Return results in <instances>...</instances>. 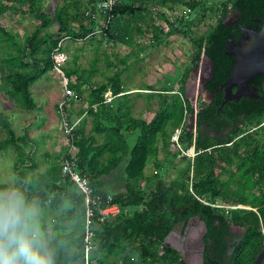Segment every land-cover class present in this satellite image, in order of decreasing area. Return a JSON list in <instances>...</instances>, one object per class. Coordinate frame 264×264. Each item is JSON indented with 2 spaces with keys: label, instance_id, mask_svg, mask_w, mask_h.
I'll list each match as a JSON object with an SVG mask.
<instances>
[{
  "label": "trees",
  "instance_id": "obj_1",
  "mask_svg": "<svg viewBox=\"0 0 264 264\" xmlns=\"http://www.w3.org/2000/svg\"><path fill=\"white\" fill-rule=\"evenodd\" d=\"M37 1L0 0V44L6 42L8 47L1 59L5 78L10 86L9 94L25 110L36 107L30 86L52 69L51 54L58 41L64 35L72 39L86 38L93 31V21L85 16L84 10L70 14L68 5H63L56 9L58 33L55 36L41 33L49 19ZM167 1L217 15L207 33L190 38L194 49L193 67L201 53L213 63L211 77L203 87L213 97L208 102L198 100L196 109L191 106L185 96L188 69L181 75L179 93L147 92L161 98V108L147 120L130 113L129 93H124L118 73L109 78V85H91L86 99L87 113L92 116L90 132L85 133L79 125L72 131L73 143L78 149V169L89 175L98 191L111 193L120 206L116 217L95 230L91 258L101 264H181L178 252L164 239L177 223L199 216L206 225L203 239L207 264H224L223 257L228 259L225 247L231 224L242 227L244 233L228 260L231 264H252L264 247V79L258 82L256 97L243 96L223 105L221 102L223 82L230 75L235 58L227 46L230 40L240 38L242 25L260 28L264 0H217L213 1L218 5L216 9L212 4L203 8L209 0ZM24 5L28 6L29 13L38 14L41 23L19 45L1 20L12 13L24 12ZM134 10L124 1L114 9L113 20L105 30L108 40L131 43L132 30L125 16L135 14ZM229 14L235 17L227 22ZM69 15L79 20L78 28L69 23ZM176 21L178 26L169 23L171 30L188 36L186 28L193 20L176 17ZM63 70L68 79L74 77L68 86L82 91L86 83L83 72L64 67ZM106 91L112 95L109 101ZM187 112L194 117V129L192 124L183 125L179 140L183 148L193 147L195 155L192 158L181 155L187 164L173 180L164 178V171L157 163L156 172L146 176L144 168L148 158L156 155L158 135H165L164 141L168 144L170 134L166 126L170 124L173 131L184 123ZM0 128L7 137L2 146L28 139L26 133L16 136L8 117L2 113ZM26 164L25 152L18 148L13 190L26 198H34L37 205L54 213L53 219L39 226L52 253L53 264H82L84 204L81 193L62 175L61 163L51 164L38 179L31 177L30 180H27ZM108 175L122 183L121 191L112 189V182L105 178ZM141 180L152 184H142ZM0 188L6 185L1 184ZM219 200L223 205L249 207L223 209L211 205ZM109 253L114 255L111 262L106 261Z\"/></svg>",
  "mask_w": 264,
  "mask_h": 264
},
{
  "label": "rangeland",
  "instance_id": "obj_2",
  "mask_svg": "<svg viewBox=\"0 0 264 264\" xmlns=\"http://www.w3.org/2000/svg\"><path fill=\"white\" fill-rule=\"evenodd\" d=\"M213 1L217 0H209L207 6L204 5L203 8L207 9L209 8L208 5L212 4L213 8L216 9L218 5L213 4ZM38 2L49 19L47 26L42 29L41 33L47 32L55 36L58 33L57 27L59 25L56 9L60 7L62 0H38ZM23 9L24 12L12 13L1 20V23L14 34L19 45L22 44L25 35H30L41 23L38 14L29 13L27 5H24ZM156 14L158 16L156 22L159 21L158 23L152 22L146 28H133L130 44L116 41L114 43H103L98 36L76 40L71 38L64 41L60 48V54L65 57L62 61V67L83 72L86 78L82 91L74 90L76 96L72 101H78L77 106L80 107L76 110L77 114H82L84 109L88 108V104L85 107L82 105L86 104L85 101L91 90V85L103 83L109 85V78L114 77L116 73L119 74L121 85L125 90L124 93H129L127 96L131 105L130 113L136 117L141 116L147 120L153 117L161 108V98L160 96L148 95L147 92H165L166 95L179 93L181 75L188 69L185 94L191 106L196 109L198 100H208L209 95L205 91L198 94L199 72L204 73L206 61L203 53H201L197 65L193 67L194 49L190 38L207 33L216 22V13L209 10H191L183 3L167 1L166 9ZM176 17L193 20V23L186 28L188 36L174 32L169 27L171 22L173 25L175 24L174 26H178ZM233 17V14H229L226 21L231 20ZM68 20L70 23V19ZM164 26H167V28H162ZM7 48L6 42L0 44V113L8 117L16 135L23 133L30 135L33 138L34 145L30 147L27 142L16 140L2 146L1 142L7 137L5 131L0 128V185H6V188H0V192L14 191L13 186L16 183L17 172L15 162L19 147L33 159V163L28 164V167H26L27 180H30L31 177L38 179V176L45 172L51 164L61 163L64 155L68 153L69 143L71 142L61 127L62 111L58 107L60 103H63V112L67 115V118L69 115L67 108L69 100L64 95L57 98L60 94L59 90L63 91L62 89H64L61 76L53 69L44 74L30 86L36 107L32 110L19 107L9 94L10 86L6 81V70L1 60ZM73 80L74 77L69 78V82ZM108 92L111 93L110 91L105 92L107 93V95L105 94L107 99L110 96ZM84 117L86 118L83 123L84 125L88 124V131L83 124H80V127L83 128L85 133H88L91 129L92 116L88 113ZM183 122V125L192 124V129H194V117L189 112L186 113ZM166 127L170 134L168 144L164 141L166 136L160 133L156 142V155L148 158L144 174L146 176L154 174L158 164L159 168L164 171V178L173 180L181 175L186 167L187 160L182 159L180 153H174L177 147L171 139L178 127L173 131L170 124ZM105 178L112 182L114 186L112 189L119 191L123 189L122 183L117 179L111 178L109 175ZM144 182L152 184V182L145 180H141L140 183L144 184ZM25 199L37 211L38 227L41 222L54 218V213L43 206L37 205L34 198L25 197ZM217 203L222 202L219 200ZM113 259L114 255L109 253L106 261L111 262ZM94 262L95 264H101L97 260Z\"/></svg>",
  "mask_w": 264,
  "mask_h": 264
},
{
  "label": "built area",
  "instance_id": "obj_3",
  "mask_svg": "<svg viewBox=\"0 0 264 264\" xmlns=\"http://www.w3.org/2000/svg\"><path fill=\"white\" fill-rule=\"evenodd\" d=\"M123 0H93L92 4H89L85 10L84 14L86 17H89L90 20L93 21V31L88 34L87 37H95L98 36L103 43H111L113 40H108L105 37V30L111 24L113 20V12L114 9L122 3ZM189 11V9H188ZM162 28H167L164 26ZM91 35V36H89ZM72 37L69 35H64L59 41L52 52L53 58V67L52 69L61 76V83L64 86V96L65 98H75L76 94L73 88L68 86V77L65 75L62 61L64 60V55L60 54V48L63 45L64 41L70 40ZM264 88V83H263ZM109 93V92H108ZM110 96L106 100L109 101L112 98L111 93ZM107 95V93H106ZM105 95V96H106ZM59 109L62 111V119H61V127L66 135H68L70 147L68 148L67 156H65L61 162V173L63 176L68 177V179L77 187L79 192L83 198L84 204V223H83V245H82V264H94L91 253L93 250V237L95 234V230L97 227L104 223L107 220H111L116 217L120 213V206L117 202L114 201V197L111 193H103L98 191L91 184V180L89 175L82 173L78 169L77 164V147L73 143L72 131L77 126L80 121V118H77L74 121H70L67 118V115L63 112V103L59 104ZM183 123L176 129L174 134L172 135V142L176 145L177 149L175 151H179L180 155L185 154L189 157H193L195 155V151L193 147L183 148L179 135L182 131ZM204 203H207L203 201ZM212 206L218 208H227V209H235V208H243L247 207L241 204H230L223 205L217 202L211 203ZM248 208V207H247Z\"/></svg>",
  "mask_w": 264,
  "mask_h": 264
},
{
  "label": "clouds",
  "instance_id": "obj_4",
  "mask_svg": "<svg viewBox=\"0 0 264 264\" xmlns=\"http://www.w3.org/2000/svg\"><path fill=\"white\" fill-rule=\"evenodd\" d=\"M0 264H53L37 211L19 191L0 192Z\"/></svg>",
  "mask_w": 264,
  "mask_h": 264
},
{
  "label": "water",
  "instance_id": "obj_5",
  "mask_svg": "<svg viewBox=\"0 0 264 264\" xmlns=\"http://www.w3.org/2000/svg\"><path fill=\"white\" fill-rule=\"evenodd\" d=\"M262 25L260 28H249L247 25H242V35L238 40H230L227 48L229 53L234 54V63L230 75L223 82V100L221 104H225L230 100H238L243 96H254L258 87L254 83V77L264 73V15L260 18ZM230 21V20H229ZM227 21V22H229ZM205 59V71L202 74L199 72L198 94L205 91L204 83L211 77L213 63L210 58L203 54ZM187 88H185L186 91ZM186 96V94H185ZM213 96H208V101ZM199 218V216H196ZM202 227L206 230L204 222H201ZM174 233L173 230L167 234L164 242L168 243L169 237ZM175 250L178 249L171 246ZM179 252V251H178ZM252 264H264V247L260 249L254 258Z\"/></svg>",
  "mask_w": 264,
  "mask_h": 264
},
{
  "label": "flooded vegetation",
  "instance_id": "obj_6",
  "mask_svg": "<svg viewBox=\"0 0 264 264\" xmlns=\"http://www.w3.org/2000/svg\"><path fill=\"white\" fill-rule=\"evenodd\" d=\"M255 77H257L258 79L253 80L258 87V82L264 79V73H261ZM208 95L210 94L208 93ZM202 221L203 220L200 219V217L196 218V216H194L191 217L186 223H184L183 221L177 223L172 229L174 233L169 237L168 244L178 249L179 252L177 250L176 251L179 254V259L182 261L181 264H207L204 257L205 244L203 239L206 230H204L201 225ZM243 233L244 229L242 227H238L232 224L230 225L229 235H227L225 247L228 259L230 258L231 253L237 243L240 242L239 239L242 237ZM223 258L224 261L222 262L224 264H231V262L226 259L225 256Z\"/></svg>",
  "mask_w": 264,
  "mask_h": 264
},
{
  "label": "crops",
  "instance_id": "obj_7",
  "mask_svg": "<svg viewBox=\"0 0 264 264\" xmlns=\"http://www.w3.org/2000/svg\"><path fill=\"white\" fill-rule=\"evenodd\" d=\"M91 1L92 0H62V4L60 5V7L63 5H68L69 13L73 14L75 12H78V10H80V11L85 10V8L90 4ZM123 1H124L125 5L127 4L130 6L131 9H135L134 10L135 14H133L129 17L125 16V19L129 22V26H130V29L132 31H133V28L137 29V28H141V27L142 28L149 27L152 22L158 23L159 21L156 22V18L158 17L156 13L157 12H163L166 9L165 0H123ZM76 6H78L77 9L75 8ZM79 19H82V18H79ZM82 21H83V23L87 22L86 19H82ZM70 24L74 28H78L79 20H74L73 16H70ZM157 25H159V24H157ZM111 43H114V41ZM73 90H75V89H73ZM138 90H141V89H138ZM59 91H60L59 92L60 94H59V96H57V98H59V97L61 98L64 95V91H61V89ZM67 100H69L67 102L68 113H69V115H71V116L68 115L69 120L74 121L77 118H80L78 125L79 126H80V124L84 125L83 121L86 118L84 116H85V114H88L87 108L84 109L82 114H77L76 110L78 108H80L77 106L78 101L77 102L72 101L73 100L72 98H67ZM85 103L86 104L82 105L83 107H85V105L88 104L87 101H85ZM87 125L88 124H86L84 126H85L86 130L88 131ZM23 134H25V133H23ZM16 136H19V135H16ZM19 142H21V141H19ZM25 142H27L30 145V147L34 145L33 138L30 135L28 136V139H26ZM25 155H26V152H25ZM32 162H33V159L30 156L26 155V163L31 164ZM112 188H114V187H112Z\"/></svg>",
  "mask_w": 264,
  "mask_h": 264
},
{
  "label": "bare ground",
  "instance_id": "obj_8",
  "mask_svg": "<svg viewBox=\"0 0 264 264\" xmlns=\"http://www.w3.org/2000/svg\"><path fill=\"white\" fill-rule=\"evenodd\" d=\"M195 151V150H194ZM193 160V159H192Z\"/></svg>",
  "mask_w": 264,
  "mask_h": 264
}]
</instances>
